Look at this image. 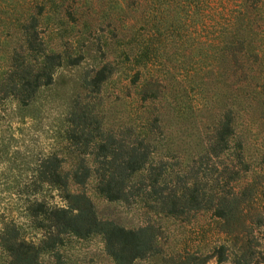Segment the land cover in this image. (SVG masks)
<instances>
[{"label": "trees", "instance_id": "trees-1", "mask_svg": "<svg viewBox=\"0 0 264 264\" xmlns=\"http://www.w3.org/2000/svg\"><path fill=\"white\" fill-rule=\"evenodd\" d=\"M47 1L27 2L14 18L18 37L0 70V102L12 98L19 107L27 106L62 60L41 37ZM63 1L61 11L72 19L69 0ZM124 3L119 10L128 8L138 18L124 25L130 41L120 59L138 68L110 101L126 94V118L107 123L103 100L108 95L102 85L118 61H108L102 51L86 92L73 100L67 114L64 150L39 156L34 168L36 178L58 191L64 205L46 210L36 203L32 212L46 211L56 236L100 235L112 264H205L210 257L217 264H259L264 245V0ZM91 12L86 6L85 13ZM87 22L82 24L87 35L102 27L112 36L125 34L120 19ZM11 24L5 23V35ZM167 43L179 49L172 53L175 66L169 67V55L164 63ZM186 49L188 55L181 53ZM179 137H189L188 152ZM90 182L105 200L136 208L139 223L126 227L98 218L84 188ZM201 217L210 232L207 243L187 248L167 242L163 221L188 223L191 218L197 223ZM52 246L26 241L12 227L0 228V264H45L42 253Z\"/></svg>", "mask_w": 264, "mask_h": 264}, {"label": "rangeland", "instance_id": "rangeland-1", "mask_svg": "<svg viewBox=\"0 0 264 264\" xmlns=\"http://www.w3.org/2000/svg\"><path fill=\"white\" fill-rule=\"evenodd\" d=\"M30 1L0 0V70L5 65L7 50L17 41L14 18L22 6ZM68 4L73 13L72 19L66 18L61 11L65 5L63 0L47 1V11L40 19L45 48L62 56L59 65L52 70L50 83L39 87L25 107H19L12 98L0 102V228L12 227L20 238L38 245H42L44 241L52 244V247L42 253L41 258L45 264H112L104 252L100 235L83 238L68 234L56 236L46 211L32 212L36 203H41L46 210L64 205L58 191L36 178L34 168L39 156L50 151L61 153L64 150L66 143L63 131L67 125V114L72 108L73 100L78 96L81 98L86 92L85 82L91 71L99 65V58L103 57L102 51L108 61H118L115 63L114 73L102 85L103 92L108 95L103 100L107 123L116 121L119 117L126 118V94H121L115 102L110 100L114 99L112 93L126 82L129 73L138 68L129 67L128 64L121 63L120 59L124 53H128L126 42L130 41V33L123 31L124 25L131 23L132 17L138 18L137 13L130 12L128 8L119 10V7L125 6L124 0H69ZM86 6L93 8L94 12L86 14ZM108 7L111 8L110 12L107 11ZM105 16H110L113 23L120 19L122 22L119 28L125 34L112 36L105 27L100 31L94 30L90 35L84 32L83 23L90 21L97 25ZM8 22L12 23L7 32L9 36L4 33V25ZM165 47L162 57L165 59L169 55V67L170 64L175 66L176 54L172 53H177L179 49L174 48L175 44L169 43ZM181 53L188 55L187 49ZM167 62L165 59L164 63ZM179 139L183 140L184 152H188L191 146L187 147L185 142L189 137ZM184 155L188 157L186 153ZM84 188L98 218L113 220L126 227L139 223V211L133 206L105 200L93 191L91 182ZM192 221L191 218L188 223L169 219L163 221L167 242L174 246L185 245L187 248L207 243L210 232L206 228L205 217L198 219L197 223ZM199 227L201 228L198 229ZM55 236L58 239L53 242ZM260 249L259 264H264V245ZM139 264L152 263L141 261ZM205 264H217L215 257H210Z\"/></svg>", "mask_w": 264, "mask_h": 264}]
</instances>
